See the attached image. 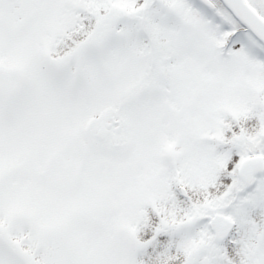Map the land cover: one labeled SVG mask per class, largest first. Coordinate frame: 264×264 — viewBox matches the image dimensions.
Masks as SVG:
<instances>
[{"label":"snow or ice","instance_id":"1","mask_svg":"<svg viewBox=\"0 0 264 264\" xmlns=\"http://www.w3.org/2000/svg\"><path fill=\"white\" fill-rule=\"evenodd\" d=\"M0 264H264V0H0Z\"/></svg>","mask_w":264,"mask_h":264}]
</instances>
